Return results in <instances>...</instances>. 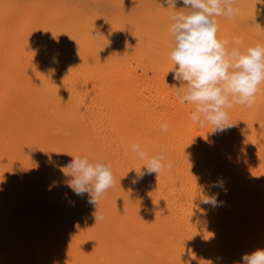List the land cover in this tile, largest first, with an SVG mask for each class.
<instances>
[{
    "label": "rangeland",
    "instance_id": "rangeland-1",
    "mask_svg": "<svg viewBox=\"0 0 264 264\" xmlns=\"http://www.w3.org/2000/svg\"><path fill=\"white\" fill-rule=\"evenodd\" d=\"M259 2L236 0L240 11L235 18H216L217 38L229 40L231 47L239 37L242 50L264 45V12L255 15ZM182 7L180 3L174 9L165 0H0V264L179 262L172 249L162 252V243L153 241L156 236L134 226L138 213L140 217L153 205L144 191L160 189L152 187L146 175L145 188L128 181L127 163L138 168L144 161L130 160V143H121L116 134L134 92L146 94L152 105L173 104H168L170 111H162L165 114L159 109L146 118L141 115L147 120L144 129L161 126L171 113L193 111L191 104L177 99L180 84L168 73L174 67L169 57L170 16ZM53 61L67 71L61 73L66 78H60L57 90L42 88L38 81L57 66ZM96 77L101 84L92 86ZM105 97L116 103L109 115L91 109L95 103L106 104ZM227 111L234 124L228 143L237 152L252 147L264 166V104L234 105ZM76 155L111 166L114 185L97 207L88 202L87 193L77 196L65 184L69 178L55 166L66 165ZM257 161L242 175L223 166L218 157L213 163L236 181L250 177ZM169 199L161 197L156 203ZM253 206L240 207L242 216H250L247 232L258 228L251 219ZM96 212L102 216L97 222Z\"/></svg>",
    "mask_w": 264,
    "mask_h": 264
},
{
    "label": "bare ground",
    "instance_id": "bare-ground-1",
    "mask_svg": "<svg viewBox=\"0 0 264 264\" xmlns=\"http://www.w3.org/2000/svg\"><path fill=\"white\" fill-rule=\"evenodd\" d=\"M3 61L4 59L1 62H7V64L9 62ZM52 63L53 66H56L55 64L58 66L57 61ZM65 65L63 67L66 68L68 64ZM22 66L24 65L22 64ZM61 66L57 69L51 66V69L39 78L38 81L41 79L42 83L40 87H46L47 89L52 86L57 90L60 78H66L67 71L63 70L64 68H61ZM63 71L65 74L61 75ZM55 74L57 77L54 78V81ZM96 79L92 80V86H97L98 83L101 84ZM263 87L259 86L254 105L264 104ZM145 95L141 92H134V100L131 99L133 101H131L130 107L124 110L125 117L122 121V128L117 131L116 137L123 144L126 142H129L130 145L134 143L141 144L149 157L163 154L166 160L171 161L172 167L170 169L165 168L158 177L156 173L149 174L143 166L146 161L138 160L137 156H134L136 154L132 151L134 157L132 156V158L130 155L131 159H129L139 162L144 161V163L140 164L141 168L139 166L136 168L137 166L127 163L129 169L127 171L128 181L134 186L145 188L143 177L137 178V172L141 169L145 173L143 176L150 177L151 186L160 189V193L157 191L151 192L149 189L144 191L147 198L153 202V205L149 207L144 205L146 207L144 209L145 213L141 212L140 217H138L140 215L138 213L134 220V226L137 229L141 228L149 231V234L153 237L156 236L153 241L162 243V252L172 249L175 257L179 260V264H208L207 261L209 260L212 261V264H240L244 254L256 249H264V166L260 165L263 160H258L259 157L261 158L260 153L258 155L254 154L255 151H252L251 146V149L246 148L244 151L237 152L236 147L228 143L231 128L224 132L213 133L210 124L201 127L198 124L190 123L188 112V115L179 112L169 114L170 117L168 115V118L166 117L164 120V123L166 122L169 125L167 132H162L161 126H155V124L154 126L151 124L150 127L148 125L147 129H144V126L142 128L141 125L147 120L144 121L141 115L144 114L143 116L146 118V114L154 111H170L168 110V104H172V102L162 103L160 101L162 103L159 104L160 106L156 105L157 102H153V106L152 103L148 102V96ZM99 98L96 97L97 100ZM103 98L102 100H104ZM108 100L105 97L106 104L104 102L103 104L101 102V104L95 103L91 106V109L98 112L99 110L104 111L103 113L106 112L105 114L109 115L116 109V105H114L116 103L114 101L110 103ZM191 107L194 110V106ZM159 109L160 111H157ZM151 126L153 127L151 128ZM253 150H256L255 145ZM215 157H218L224 163L223 166L229 165L233 171L235 170L241 175L246 168L248 169L249 165L255 166L257 160V163L259 161L260 163H258V167H253L255 169L252 168L250 177H241L234 181L232 176L220 172L224 168L223 166L219 168V165H214L213 160ZM134 180H136L135 183ZM219 181H223V187H213ZM232 182L235 183L232 184ZM201 194L216 195L217 206L202 204L199 198ZM161 197L170 199L160 205L156 202ZM251 203H254L253 210H255V214L251 215V219L254 218L258 223V228L252 232H247L244 227L249 215L242 216L243 213H241L242 209L240 207L241 205L250 206ZM155 209L159 211H154ZM151 213L152 217L150 216ZM157 216L159 219L156 218ZM141 217L146 219L143 221ZM147 252L146 255H149Z\"/></svg>",
    "mask_w": 264,
    "mask_h": 264
},
{
    "label": "clouds",
    "instance_id": "clouds-1",
    "mask_svg": "<svg viewBox=\"0 0 264 264\" xmlns=\"http://www.w3.org/2000/svg\"><path fill=\"white\" fill-rule=\"evenodd\" d=\"M236 0H165L174 9L177 4L183 7L170 16L168 31L173 37L169 57L174 64L171 71L173 80L180 84L177 99L181 104L194 106L190 114L193 123L203 127L212 125L213 133L224 132L234 124L230 122L228 109L234 105L251 108L255 104L259 86L264 83V45L257 43L242 50V40L234 37L232 46L229 40L217 38V17L233 19L240 9ZM261 5V7H257ZM264 12V0L255 6V15ZM72 39L71 37H69ZM73 40V39H72ZM77 43V42H76ZM78 45V44H77ZM167 73V74H168ZM169 125H161L167 132ZM131 150L141 160L147 173L157 177L165 168L172 167L171 161L163 154L151 157L139 143L131 145ZM59 154V153H58ZM51 161V157H49ZM68 177L65 184L77 195L88 194V202L95 207L103 194L114 185L111 166L103 161L90 162L87 156H72L66 165H55ZM138 179L145 174L137 172ZM134 183L136 180L133 181ZM55 183V182H54ZM213 187H223V181ZM202 204L217 206L216 195H200ZM102 216L95 213V221ZM212 264V261H207ZM240 264H264V249H256L244 254Z\"/></svg>",
    "mask_w": 264,
    "mask_h": 264
}]
</instances>
